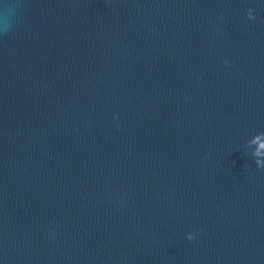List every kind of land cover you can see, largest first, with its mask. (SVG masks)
<instances>
[{"label":"water","instance_id":"obj_1","mask_svg":"<svg viewBox=\"0 0 264 264\" xmlns=\"http://www.w3.org/2000/svg\"><path fill=\"white\" fill-rule=\"evenodd\" d=\"M19 2L0 264H264V0Z\"/></svg>","mask_w":264,"mask_h":264},{"label":"clouds","instance_id":"obj_2","mask_svg":"<svg viewBox=\"0 0 264 264\" xmlns=\"http://www.w3.org/2000/svg\"><path fill=\"white\" fill-rule=\"evenodd\" d=\"M23 5L19 0H0V35L11 32L20 16ZM259 166H264V160H257ZM193 233L188 234V239H194Z\"/></svg>","mask_w":264,"mask_h":264}]
</instances>
